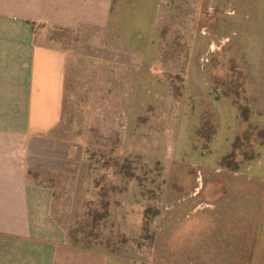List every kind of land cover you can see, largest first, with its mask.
Masks as SVG:
<instances>
[{
	"label": "rangeland",
	"instance_id": "obj_1",
	"mask_svg": "<svg viewBox=\"0 0 264 264\" xmlns=\"http://www.w3.org/2000/svg\"><path fill=\"white\" fill-rule=\"evenodd\" d=\"M84 2L62 121L22 153L58 226L138 264H264L257 0Z\"/></svg>",
	"mask_w": 264,
	"mask_h": 264
},
{
	"label": "crops",
	"instance_id": "obj_2",
	"mask_svg": "<svg viewBox=\"0 0 264 264\" xmlns=\"http://www.w3.org/2000/svg\"><path fill=\"white\" fill-rule=\"evenodd\" d=\"M81 3L0 0V264H138L108 248L71 240L52 215V194L37 195L52 189L30 184L22 160L37 135L62 121L68 72L63 38L80 23L82 10L74 7ZM197 86L208 96V84ZM226 108L237 111L231 104ZM253 250L264 256V248Z\"/></svg>",
	"mask_w": 264,
	"mask_h": 264
},
{
	"label": "trees",
	"instance_id": "obj_3",
	"mask_svg": "<svg viewBox=\"0 0 264 264\" xmlns=\"http://www.w3.org/2000/svg\"><path fill=\"white\" fill-rule=\"evenodd\" d=\"M257 8L256 11L262 13V15H264V0H257L256 2ZM259 121L264 122V116L260 115L259 116Z\"/></svg>",
	"mask_w": 264,
	"mask_h": 264
}]
</instances>
